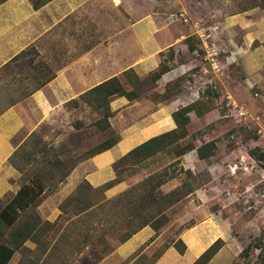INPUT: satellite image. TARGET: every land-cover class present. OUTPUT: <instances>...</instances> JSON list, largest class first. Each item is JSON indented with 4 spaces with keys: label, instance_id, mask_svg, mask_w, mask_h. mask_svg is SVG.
<instances>
[{
    "label": "crops",
    "instance_id": "obj_1",
    "mask_svg": "<svg viewBox=\"0 0 264 264\" xmlns=\"http://www.w3.org/2000/svg\"><path fill=\"white\" fill-rule=\"evenodd\" d=\"M147 5L148 12L128 21L125 15L109 17L105 9L117 8L112 0H49L39 8L33 7L32 0L0 3V72L6 63L29 46L37 50L32 64L42 69L32 77V65L23 62L27 59L25 57L21 59L22 64L0 74V198L7 193L13 196L20 187V184L16 185L20 172L10 162V157L26 139L48 122L58 125L63 116L68 117L62 114L63 111L72 118L78 117L79 104L85 103L79 97L93 86L112 76H120L129 68L143 75L157 66L159 52L174 46L181 41L180 38L196 34L193 25V31L174 34L170 26L161 22L153 0H148ZM233 5L232 0H219L208 5L207 25L217 27L211 32L210 44L220 51L221 67L237 68L244 87L258 89V101L264 108V6L250 5L229 11ZM141 23L150 26L153 43L141 33ZM127 54L132 56L131 59H127ZM147 60H150L152 69L142 67ZM49 69L53 71L52 78L40 85ZM7 76L14 80L15 86L11 88L21 91L3 89L2 78ZM225 77L231 81V88L237 87L238 82L232 75L227 72ZM70 103L73 105L68 107ZM176 103L148 104L140 99L129 101L123 96L112 97L110 106L114 113L109 119V128L118 133V141L109 149L73 165L59 189L42 199L38 206L42 219L54 221L60 213L58 204L82 180L93 187L111 180L115 177L114 161L145 140L175 128L171 114L177 109ZM22 147L20 152L24 151ZM141 178L136 180L137 183ZM26 181L41 187L40 197L45 194L41 175L31 176ZM134 181L133 177L124 178L105 191L106 198L120 194ZM194 193L191 191L185 198L188 199L186 207L192 208L190 212L195 223L178 235L186 245L184 253H179L171 243L150 264H191L217 238L224 240L225 244L207 264L229 248L230 240L234 238L227 236L229 232L224 228L220 210L209 207L207 202L213 200L206 192L197 194L202 203L195 208L191 205L195 200ZM59 194L62 199L56 197ZM53 197H56L57 206L47 204ZM160 227L158 224V230ZM161 237L162 231L155 235L154 228L147 224L125 241L118 242L108 253L97 252L87 245L70 264H133L143 253L150 256L162 243ZM8 264H15L13 257Z\"/></svg>",
    "mask_w": 264,
    "mask_h": 264
},
{
    "label": "rangeland",
    "instance_id": "obj_2",
    "mask_svg": "<svg viewBox=\"0 0 264 264\" xmlns=\"http://www.w3.org/2000/svg\"><path fill=\"white\" fill-rule=\"evenodd\" d=\"M232 1L234 5L229 11L256 5L261 0ZM112 2H115L117 8L105 9L109 13V17H122L125 15L130 21L149 11L148 0H112ZM153 2L156 4L155 8L160 12L159 18L163 25L170 26V29L177 35L179 33L186 34L187 30L193 31L192 25L194 26L199 22L203 28L207 27L209 21L207 17L208 5L219 2V0H153ZM179 11L187 14V22L177 21L170 24L166 21V17L170 13ZM139 28L141 33L147 39L149 38V43H153L150 26L141 23ZM186 38H180L181 41L172 46L175 50V56L173 60H168L170 70L159 80L156 82L149 80L148 73L151 70L143 75L137 74L143 80V86L139 91L141 97L138 99L144 103L158 104L156 100L169 93L171 96L159 103H173V101H176L177 107L194 100L206 103V106L210 107L208 112L201 116L191 113L185 141L198 145L207 141V139L213 140L216 145L215 153L210 158L199 159L196 150H191L181 155L178 161H176L177 158L173 152L157 153L143 159L141 163H128L120 174L123 179L133 177V181L135 180L133 184H136V180L141 177L142 180L149 175L161 174L167 171L170 177L160 186V190L166 193L178 187H182V191L191 188L192 192H195V200L191 205H195V208L202 203L196 197L197 194L206 192L213 200L207 202L210 204L209 207L214 206L215 210H220L219 214L223 215L224 220L225 227H223L229 232L227 236H233L234 238L230 240L229 248L217 255L209 264H231L232 262V264H253L258 252L257 249L248 259L240 258L238 255L250 241H254L256 237L262 238L264 236V108L258 101L259 97L256 94L258 89H246L237 68L231 67L230 69V66H222L219 70L213 68L211 62L205 57V49L197 34L192 33L190 35V42L197 48L193 52L188 51ZM129 39L127 43L130 42ZM168 52V49H166L162 58ZM120 54L122 55L121 48ZM131 57L127 54V59H131ZM33 66L32 64L31 74H39V71H42L38 67L33 69ZM148 66H150V60L144 62L142 67L146 68ZM149 69H152L151 66ZM4 70L0 72L1 75L4 74ZM227 72L238 82L236 88L229 86L231 81L229 82L228 78L225 77ZM2 84L3 89L21 91L19 88H11L15 86V83L9 76L2 78ZM228 95H232V97H227ZM85 103L80 102L77 110L78 117L72 118V115L65 114L66 111H63L62 114L68 115V117L63 116L57 122L58 125L55 124L56 122L46 123L38 132L34 133L29 143L23 148L24 151L20 153L22 155L17 158L20 166L24 168L23 172L25 174L23 178H18L16 185L21 184L23 180L31 176L39 175H41L45 184L46 192L39 198L38 206L42 203L44 196L59 189L66 178L62 182L59 181L63 173L68 174L77 161L90 156V151L104 140L110 137H118V133L112 129L100 130L95 125L99 115L92 106ZM232 103L244 108L245 113L239 115L237 108H234ZM67 105L71 107L73 104ZM140 106L137 105L138 108H141ZM61 115L58 116L61 117ZM45 136H47L46 139H44ZM57 136H59V139L56 138ZM32 140H34L33 145ZM45 147L50 150V160L55 161L53 168L45 162L42 153ZM253 150L259 155L262 154L263 157L259 160L256 159V156L251 152ZM27 153H31L30 156ZM242 155L245 156L246 162L243 164L244 167L245 165L248 166L247 169L238 166ZM235 165V173H231L229 168ZM77 185L64 199L74 193ZM167 188H169V191H164ZM64 191L61 195L64 194ZM61 195H56V197L62 199ZM10 197H12L11 193L1 197L0 207ZM56 197L48 199L47 204L57 206ZM187 201L188 199L184 196L170 206L163 207L167 204L164 201H160L159 205L154 206V209L162 206L160 208L163 210L162 213L167 209L165 211L166 216L160 215L158 218L153 219L155 225H161L157 232L162 231V243L150 256L147 257L143 253L133 264L152 263L161 250L174 241L173 239H175L179 227L194 219V217H191L192 212H190L192 208L186 207ZM59 204L58 209L60 210ZM69 213L64 214L59 224L64 226L70 221L66 220V217L70 215ZM117 229H119L118 231L125 230L121 225L117 226ZM60 232L59 230L56 233L55 240ZM107 238L109 251H111L113 246L119 242V236L113 234L107 235ZM26 245L35 248V243L27 242ZM88 246L94 248L97 252H106L100 250L103 245L98 246L95 243L93 246ZM29 255L33 256L32 254ZM21 256L22 253L17 251L13 256V262L17 264ZM76 256L72 257L71 260L73 261Z\"/></svg>",
    "mask_w": 264,
    "mask_h": 264
},
{
    "label": "trees",
    "instance_id": "obj_3",
    "mask_svg": "<svg viewBox=\"0 0 264 264\" xmlns=\"http://www.w3.org/2000/svg\"><path fill=\"white\" fill-rule=\"evenodd\" d=\"M3 1L5 0H0V3ZM47 1L49 0H32L33 7L39 8ZM256 5L264 6V0H261ZM190 40L189 35L186 38V46L188 51L193 52L197 48ZM262 50L264 54V42L262 43ZM168 51V54L164 56V60V57L162 58L164 55L163 51L157 54L158 64L156 68L148 73L150 81L156 82L170 70L168 60H173L175 50L170 46ZM36 55V48L29 46L13 57L3 68L11 70L13 66L22 64L21 59L25 57L27 59L23 62L32 65ZM43 64L47 66L45 63ZM36 66L34 65L33 69H37ZM47 67L49 68V66ZM121 75H115L102 81L79 97L96 110L99 117L95 121V125L100 130H106L110 127L109 119L114 113L110 106L112 97L123 96L129 101L141 97L139 91L143 86V80L137 73L132 68H129L123 71ZM52 76L53 72L49 69L48 75L46 74L41 79L40 85L49 81ZM170 96L169 93H166L160 99H157L156 103L164 101ZM206 105L204 102L194 100L186 105L177 107L171 114L176 124L175 128L145 140L114 161L115 177L111 180L96 187H93L88 181L82 180L77 185L74 193L59 204L61 213L54 221L44 220L41 217L38 209L41 187L23 180L17 192L0 207V239L3 238L0 241V264H8L17 251L22 253L17 264H70L71 258L79 254L87 245L93 246L95 243L98 246L103 245L100 250L108 252L110 249L107 235L115 234L119 236V242H123L147 224L154 228L156 235L158 224L155 225L153 219L158 218L160 215H165L162 213L163 210L160 209L162 206L155 209L154 206L159 205L160 201L167 203L163 207L170 206L191 192V188L187 191H182V187H178L163 193L160 190V186L170 177V174L164 171L161 174L155 173L147 176L112 198L107 199L104 193L107 189L123 180L120 172L125 169L128 163H141L143 159L157 153L173 152L177 158L176 161L181 155L193 149L196 150V155L199 159L213 156L216 149L213 140L207 139V141L198 145L185 141L187 125L190 122L189 114L192 112L198 116L205 114L210 109ZM32 137L33 135L26 139L23 145H27ZM117 141L118 137H110L95 146L89 154L94 155L107 150ZM33 144L34 140H32ZM21 147L12 154L10 162L14 164L21 174L20 177L23 178L25 174L23 172L24 168L20 166L19 160H17L19 155H22L19 152ZM49 151L45 147L42 153L47 165L53 168L55 161L52 162L50 160ZM251 152L258 160L263 157L262 154L259 155L254 150ZM31 153H27V155L30 156ZM62 175L59 180L61 182L67 173ZM68 212H70V215L66 217V220L70 221L64 226L59 224L64 214ZM194 223V220H189L182 224L174 237L175 239H173V246L181 254L184 253L186 245L178 238V235L183 230L194 225ZM119 225L123 226L125 230L118 231L117 226ZM59 230L61 232L55 240L56 233ZM263 238L264 236L262 238L256 237L254 241H250L241 250L238 257L248 259L254 253V250L257 249L258 252L253 264H264ZM27 242L35 243V248L28 247L26 245ZM223 245L224 241L221 238H217L191 264H207Z\"/></svg>",
    "mask_w": 264,
    "mask_h": 264
},
{
    "label": "built area",
    "instance_id": "obj_4",
    "mask_svg": "<svg viewBox=\"0 0 264 264\" xmlns=\"http://www.w3.org/2000/svg\"><path fill=\"white\" fill-rule=\"evenodd\" d=\"M177 21H182V22H187L188 21V16L185 12H173L171 13L168 17H167V22L168 23H173V22H177ZM195 29H196V34L197 36L201 39L203 47L205 49V57L211 62V66L215 69H220L221 65H220V61H219V55H220V51L219 49L214 46L213 44H210V39H213V35L211 34V32L216 31L217 27L214 28V26H207L205 28H203V26L199 23H196V25H194ZM232 106L234 108H237L239 115H243L245 113L244 108L242 107H238L237 104L232 103ZM246 162L245 156L242 155L240 157L239 160V167L242 169H247L248 166L244 164ZM247 167V168H246ZM231 173H235V169H236V165L233 167L229 168Z\"/></svg>",
    "mask_w": 264,
    "mask_h": 264
}]
</instances>
